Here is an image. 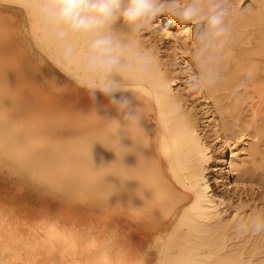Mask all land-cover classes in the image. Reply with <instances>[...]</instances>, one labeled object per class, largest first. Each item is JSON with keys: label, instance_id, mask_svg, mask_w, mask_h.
<instances>
[{"label": "bare ground", "instance_id": "6f19581e", "mask_svg": "<svg viewBox=\"0 0 264 264\" xmlns=\"http://www.w3.org/2000/svg\"><path fill=\"white\" fill-rule=\"evenodd\" d=\"M34 1L36 4L40 2L37 6L41 7V0ZM37 10L42 31L40 37L52 42L50 44L57 53L56 57H60L59 41L42 23L39 7ZM259 15L249 14L248 19L255 21ZM11 22V13L0 10V165L12 161L18 172L39 180L42 178V181L34 184L36 187L43 185V182L50 184L45 185L48 190L57 198L65 197L66 200L61 206L51 207L42 201L33 203L26 197L19 201L14 194L5 195L9 197L10 209L16 206L23 215L15 227L23 230L18 237L25 246L18 250L12 241L9 244L6 242L9 246L4 252L5 264H55L60 259L66 264H162L167 254L164 242L173 243L169 240L176 238L180 228L186 226L205 230L219 223V220L210 221L220 214L217 207L226 198L229 199L230 194L226 197L218 195L212 183L216 187H227L230 183L234 190L247 170H238L239 154L235 153L236 146L234 148L232 145L235 138L232 139L228 134L226 117L217 116L216 102L209 99L216 87L208 91L191 92L200 105L201 117L206 121L205 126L211 138L221 148L226 143L229 146V159L225 156V149L221 151L216 164L219 165V171L215 172L211 183L204 174L207 144L194 129L189 115L181 108L169 76L161 70L153 53L145 50L137 36L129 35L126 38L137 51L150 55V70L141 77L129 76L125 82L128 90L116 93L117 96L126 95L132 101L133 108L139 107L144 114L140 127L131 133L124 127L126 122L123 115L107 107L108 100L99 93L95 112L81 67V59L87 51V44L81 37L72 38L76 55L70 63L63 62L64 66H61L78 81V84L70 83L69 88L60 86L69 91L68 106L50 109L47 113L21 109L20 104L26 102L24 94L27 82L22 81V85L17 87L11 81L17 74L33 76L37 69L33 61L26 66L16 64L8 35ZM165 26L164 29L160 27L162 36L177 56L180 73L186 79L184 69L190 64L186 49L180 37L170 30L169 23L166 22ZM120 34H124L122 26ZM231 40L234 41L235 36H231ZM231 54L232 49L228 46L224 53L223 70H231V76L236 78L239 75L237 71L244 64ZM258 88L261 93L264 91V85ZM10 103L17 104L12 106ZM15 112L31 118L25 129L20 130L9 124V118ZM111 118L118 119L122 125L113 137L118 142L111 138L114 124L105 121ZM20 139L30 142L20 144L17 142ZM7 146L9 150L6 152ZM59 160L62 161V170L59 179H56L58 176L50 173L48 167ZM228 176L232 177L228 178L229 182ZM260 192L264 194V190ZM74 204H83L85 209L76 212ZM110 217H113V223L102 221ZM93 231L97 232L96 238L90 237ZM27 234L25 239L23 236ZM260 238V259L254 263L243 256L246 264H264V233H261ZM33 240L36 247H41L40 251L29 249L28 243ZM94 246L100 248L98 254L93 251ZM236 254L233 259L230 258L234 253L229 257H219L227 260V263L233 261L234 264H244L240 258L242 254L239 253V257ZM197 255L201 257L198 260H202L203 253ZM181 263L184 264V261Z\"/></svg>", "mask_w": 264, "mask_h": 264}, {"label": "rangeland", "instance_id": "374dc122", "mask_svg": "<svg viewBox=\"0 0 264 264\" xmlns=\"http://www.w3.org/2000/svg\"><path fill=\"white\" fill-rule=\"evenodd\" d=\"M39 4L40 2L36 4L34 0H0V10L10 12L12 15V22L8 28V35L16 64L26 66L33 61L37 69L33 76H26V74L20 76V74H17L16 77H13V81H11L12 85H16L17 87L22 85V81L27 82L25 84L24 94L26 102L20 104V108L26 111L31 110L33 113H47L51 111L50 109L68 106L70 102L69 91H67V89H62L60 86L64 85L66 88H69L70 83L78 84V81L61 67L64 66V63L61 57H56L57 53L53 50V45L50 44L52 42L40 37L42 31L40 29V20L37 10V7L40 8V6H37ZM252 13L260 14L258 17L259 19L257 18L255 21L248 19V15ZM169 20L170 17L162 16L159 20L158 29L146 31L141 36L137 37L142 42L145 50L153 53L161 70L169 76L171 87L180 99L181 108L189 115L194 129L199 133L200 137L203 138L202 140L205 142V145L207 144L206 157H208L204 162V174L209 182L212 183L213 175L215 172L219 171V165H216L218 163L219 154L225 149V156L229 159V146L228 143H226L223 148L219 147V143L209 135L205 126L206 121L201 117L200 105L194 100L193 92L187 88L185 84L186 79L182 77L180 73L177 56L173 53L171 46L167 43L166 38L162 36L160 30V27L161 29L166 28V22L169 23L170 30L180 37L181 44L186 49L185 51L191 64L192 41L189 36L185 34V29L189 28L190 25L181 27L175 22L170 23ZM231 23L233 30L231 36H235V40H230L228 45L232 49L231 56L235 59L238 57V59L243 62L244 66L242 65L243 68L237 71L239 75L236 78L231 76V70H223L220 82L215 88L214 97L209 96V99L211 102H213L214 99L216 102L215 112L217 116L219 114L223 119L226 117L225 119L229 127L228 134H230L232 139L235 138V142L232 141L234 142L232 145L234 144V148L236 146L235 153L239 154L238 161H240L239 165L241 167L238 165V170L239 168H245L247 171L244 176L240 178L241 180H239L238 187L234 190L230 187V183H228L227 187L224 185L216 187V185L212 183L214 191L216 190L218 195L226 197L225 195L230 194L229 199L226 198L224 200L225 202L218 205L217 208L220 210V214L217 217H213L212 219L214 220L211 219L210 221L214 222L219 220V223L212 224L213 227L205 228V230H198L195 227L188 228L186 226L182 227L183 229L180 228L177 231L176 238L169 240L174 241L173 243L164 242V246L166 243L167 254L165 253L166 255L162 264H180L182 261H184V264H197L198 262V264H217L218 261L219 264H223L224 261V264H234L233 261L227 263V260L223 259L226 255V257H229L230 254L232 256L233 253L234 255L230 259H233L235 254L238 253V255L236 254L238 257L242 254V256L240 255L242 262H245V260H243L244 256V259L247 257L250 260L252 259L251 262L256 263L262 255V246L260 244L261 233L251 232L239 235L235 232L234 226L257 213H264V194L260 192V190H264V186H262L264 185V91L261 93L258 88L259 85H264V0H235V11L231 18ZM246 63L251 65L248 66ZM249 73H251V78L246 79ZM230 79H232V81ZM16 104L17 103H10L12 106ZM30 120L31 118L29 116L22 117L19 113L15 112L11 114L9 124L15 125L22 130L28 126ZM231 131L232 133H230ZM229 140L231 141V139ZM17 142L21 144L30 141L20 139ZM8 146L5 149L6 152L9 150ZM55 162H57V164L50 165L48 170L50 173L58 176L56 179H59L62 170V163L60 162L62 161L59 160ZM230 177H227L228 182V178ZM41 179L28 177L25 173L18 172L17 166H15L12 161H7L0 165V225H2L0 226V264H5L4 252L7 250L8 244L11 243V241L15 247L17 246L16 248L18 250L25 248L24 241L19 238L23 230L19 227H15L16 222L20 221L23 215L17 210L16 206L10 209L11 203L8 201L9 197L7 198L6 196L14 194L19 201L21 198L25 199L26 197L30 202L37 203L38 201H42L51 207L55 205L61 206L66 200L65 197L57 198L55 194L50 192L48 190L49 188L45 186L50 184L43 182V185L41 184L36 187L34 184L42 181ZM73 208L76 209V212L85 209L83 204H74ZM99 209L102 208H98V210ZM112 218L113 217H110L109 220L102 221L108 224L113 223L114 220ZM184 228L187 229L185 230ZM193 230H195V232ZM3 232L6 234H3ZM96 234L97 232L93 231L90 237L96 238ZM178 234L181 235L178 236ZM28 235L29 234L24 235L23 237L25 238ZM202 238H204V240ZM180 242L188 245H183ZM221 243L225 246L224 248ZM28 244L30 245L29 249H32V251L41 250L40 246L36 247L34 240ZM96 244L97 242L95 245ZM21 246L23 247L21 248ZM219 247H221V250ZM99 249L100 248L96 246L93 247V251H95L96 254L99 253ZM180 249L181 251H179ZM84 250L85 247H83L82 251ZM193 250H196V253ZM210 250L213 253L210 252ZM186 251L191 252L189 253ZM222 251H224V253ZM201 252L205 256L201 255L202 260H198V258L201 259V257L200 255L196 257V254H201ZM211 256H213V258H211ZM219 256H223V258ZM191 259L194 260V262ZM212 260L214 262L210 263ZM57 262H55V264H66L62 262V259ZM68 264L70 263L68 262ZM244 264H246V262Z\"/></svg>", "mask_w": 264, "mask_h": 264}, {"label": "clouds", "instance_id": "9594fccd", "mask_svg": "<svg viewBox=\"0 0 264 264\" xmlns=\"http://www.w3.org/2000/svg\"><path fill=\"white\" fill-rule=\"evenodd\" d=\"M234 11L235 0H41L40 7L42 23L59 41L64 63H70L76 55L72 38L85 40L87 51L81 67L95 112L99 93L108 100L107 107L123 115L124 127L131 133L140 127L144 114L139 107L133 108L126 95L116 93L128 90L125 82L129 76L141 77L150 70L151 57L137 51L126 36L158 29L162 16L181 27L190 25L185 34L192 41V63L184 69L185 84L192 92L208 91L222 76ZM250 78L251 73L246 79ZM105 121L114 124L113 139L122 125L116 118ZM234 230L239 235L264 233V213L237 223Z\"/></svg>", "mask_w": 264, "mask_h": 264}, {"label": "crops", "instance_id": "0c3cea01", "mask_svg": "<svg viewBox=\"0 0 264 264\" xmlns=\"http://www.w3.org/2000/svg\"><path fill=\"white\" fill-rule=\"evenodd\" d=\"M4 11V10H3Z\"/></svg>", "mask_w": 264, "mask_h": 264}]
</instances>
